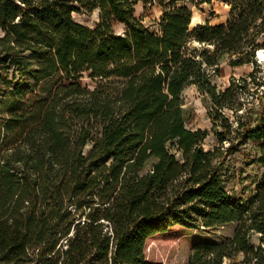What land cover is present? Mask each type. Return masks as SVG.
Returning a JSON list of instances; mask_svg holds the SVG:
<instances>
[{
    "label": "trees",
    "instance_id": "16d2710c",
    "mask_svg": "<svg viewBox=\"0 0 264 264\" xmlns=\"http://www.w3.org/2000/svg\"><path fill=\"white\" fill-rule=\"evenodd\" d=\"M186 1L0 0V264H162L147 238L232 224L185 264H264V0L194 27ZM140 2L162 9L155 27ZM223 61L252 71L219 89ZM189 86L210 131L185 125ZM242 149L260 168L246 196L230 187Z\"/></svg>",
    "mask_w": 264,
    "mask_h": 264
},
{
    "label": "rangeland",
    "instance_id": "374dc122",
    "mask_svg": "<svg viewBox=\"0 0 264 264\" xmlns=\"http://www.w3.org/2000/svg\"><path fill=\"white\" fill-rule=\"evenodd\" d=\"M230 0H193V3L186 1L187 5L192 11L191 27L197 24H204L205 22H211V25L223 23L228 18V10ZM162 13V9L156 3L143 4L138 3L135 7L136 17L142 20V23L149 27H155V21ZM74 21L92 28L97 21V13H74ZM123 25H116L115 29L121 32ZM2 32L0 30V36ZM257 59V56H255ZM264 53L259 55V62L261 63V73L258 77L264 78ZM252 71V65L246 64L239 67H231L226 61H223L219 67V73L214 77V83L219 89H223L229 83L230 77L234 76L244 77ZM82 85L92 86L91 81L84 76L81 79ZM264 92V90H260ZM183 101V107L186 112V127L192 130L201 129L210 131L211 122L207 115L209 107V99L205 94L199 91L195 86H189L184 89L181 94ZM253 108V106H251ZM255 110L259 108L258 102H255ZM214 143L212 134L206 138L203 147L209 149ZM249 147V146H248ZM250 153L249 148H246ZM243 149L237 152L233 156V163L236 167H242L244 171L243 176H247V179L242 180L236 178L230 183V187L240 196L241 187L244 185L246 189L245 196L249 194V191L253 188V180L258 176L260 171L257 163L247 164L248 159L244 160ZM254 155V153L252 154ZM243 183V184H242ZM235 225H227L216 228H204L198 229H184L178 226H174L164 233L155 234L146 239L145 242V258L147 260L160 262L162 264H185L187 258L191 252L193 245L197 242H213L220 241L232 235ZM252 241L257 243V237L253 236Z\"/></svg>",
    "mask_w": 264,
    "mask_h": 264
},
{
    "label": "built area",
    "instance_id": "2783aa9c",
    "mask_svg": "<svg viewBox=\"0 0 264 264\" xmlns=\"http://www.w3.org/2000/svg\"><path fill=\"white\" fill-rule=\"evenodd\" d=\"M259 52H263L262 50H259V51H257V53H256V56H257V61L259 62ZM264 53V52H263Z\"/></svg>",
    "mask_w": 264,
    "mask_h": 264
},
{
    "label": "crops",
    "instance_id": "0c3cea01",
    "mask_svg": "<svg viewBox=\"0 0 264 264\" xmlns=\"http://www.w3.org/2000/svg\"><path fill=\"white\" fill-rule=\"evenodd\" d=\"M227 19H228V18H227ZM227 19H226V21H227ZM226 21H225V22H226ZM225 22H223V23H225ZM208 23L211 24V22H208ZM218 24H219V23H218Z\"/></svg>",
    "mask_w": 264,
    "mask_h": 264
},
{
    "label": "bare ground",
    "instance_id": "6f19581e",
    "mask_svg": "<svg viewBox=\"0 0 264 264\" xmlns=\"http://www.w3.org/2000/svg\"><path fill=\"white\" fill-rule=\"evenodd\" d=\"M259 55H262V53H261V52H259Z\"/></svg>",
    "mask_w": 264,
    "mask_h": 264
}]
</instances>
